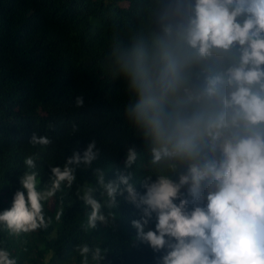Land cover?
Returning <instances> with one entry per match:
<instances>
[{
	"label": "clouds",
	"instance_id": "obj_1",
	"mask_svg": "<svg viewBox=\"0 0 264 264\" xmlns=\"http://www.w3.org/2000/svg\"><path fill=\"white\" fill-rule=\"evenodd\" d=\"M159 29L150 40L114 51L112 59L115 74L137 97L131 118L150 141L151 163L186 171L178 182L147 177L143 195L125 175L106 184L101 175L99 182L110 203L124 185L127 199L142 208L132 226L153 250L168 249L160 264H264V0H170ZM31 142L50 141L33 135ZM94 149L93 141L63 170L52 168L47 195L64 181L71 185L70 165H91ZM136 155L129 150L127 166ZM26 163L34 166L31 158ZM21 183L27 194L18 191L0 221L14 231L34 230L44 224L41 195L34 175ZM184 186L195 204L191 211L181 198ZM84 199L95 227L105 220L101 204L90 191ZM153 214L154 230L148 228ZM0 264L15 261L0 250Z\"/></svg>",
	"mask_w": 264,
	"mask_h": 264
},
{
	"label": "trees",
	"instance_id": "obj_2",
	"mask_svg": "<svg viewBox=\"0 0 264 264\" xmlns=\"http://www.w3.org/2000/svg\"><path fill=\"white\" fill-rule=\"evenodd\" d=\"M169 3L0 0V213L12 207L18 191L27 194L21 180L34 175L44 217L42 226L29 231L0 221V250L15 264H160L168 251L153 250L138 236L132 221L141 218L142 208L127 199L125 186L110 203L99 180L128 176L143 195L147 177L169 175L178 182L186 171L151 163L150 141L131 118L137 97L115 74L112 59L114 51L150 40ZM33 135L50 142L34 144ZM93 141L97 158L91 165H70L75 180L48 196L55 179L51 169L63 170L73 153L83 156ZM129 150L137 155L127 166ZM89 191L105 217L95 227L84 199ZM181 193L191 211L195 204L187 186ZM207 193L205 181L199 206L207 204ZM155 223L153 214L148 228L154 230Z\"/></svg>",
	"mask_w": 264,
	"mask_h": 264
}]
</instances>
